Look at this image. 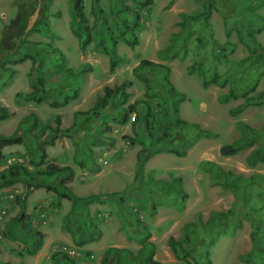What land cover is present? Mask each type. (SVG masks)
<instances>
[{
  "label": "rangeland",
  "instance_id": "374dc122",
  "mask_svg": "<svg viewBox=\"0 0 264 264\" xmlns=\"http://www.w3.org/2000/svg\"><path fill=\"white\" fill-rule=\"evenodd\" d=\"M41 1L45 8L41 7L39 14L40 0H0V41L7 46L5 38L15 32L19 18L26 24L27 32L17 41L20 55L12 60L31 51L30 42H49L51 48L65 54V63L59 69L60 57L54 56L50 47H39L34 65L31 59L4 64L13 72H0V103L9 108L11 115L0 121V134L21 133L36 118L39 126L32 129V134L40 139H25V144L36 148L35 142H39L47 151L44 165L50 162L71 166L74 174L67 185L76 195L84 193L77 184L87 177L86 189L100 194L103 201L74 207L71 201L56 197L45 187L27 191L25 184L18 183L1 189L0 263L102 264L104 251L115 246L118 249L112 252V264H137L129 253L139 259L140 241L148 234L147 240L154 244L153 258L160 264H204L205 251L212 264H247L239 258L252 248L251 227L246 220L238 228L211 230L200 225L207 222L213 210H227L235 200L231 189L213 183L215 175L202 162L215 161L244 177L264 172V161L250 164L246 160L250 148L231 156L219 153L222 144L243 134L239 123L253 128L264 124V105H249L236 115L230 112L243 103L244 93L254 96L264 91V58L251 52L249 37L252 34L264 47V0H152L146 7L138 5L144 0H84L87 24L92 30L91 42L84 49L70 30L69 0ZM126 6L141 13L139 26H135L132 13L123 12ZM205 10L209 11L208 18H188ZM131 33L138 39L133 48L126 42V38L133 39ZM111 36L117 38L115 50L108 46L110 53L106 54L95 49L99 40L101 46L107 45ZM111 56L123 59L113 70L109 65ZM144 59L169 70L140 68ZM82 64L90 67L78 73ZM213 72L220 73L226 83L203 87V75ZM164 77L185 94L179 101V118L198 123L215 135L198 136L192 126L171 123L172 107ZM40 80L50 92V99L61 100L52 93L53 89L70 95L76 91L78 95L58 108L46 101H25L16 96L18 92L31 91L35 83L40 88ZM125 80L132 82L126 88L128 101L115 95L99 119L87 121L85 112L101 98L103 88L115 87ZM230 89L238 97L220 102L218 96ZM138 100L152 108L153 135L161 136L168 126L170 137L153 144L163 150L149 157L142 175L135 178L137 154H145L143 140L149 131L147 107L139 103V121H135L133 112L125 119L124 108ZM56 116L60 118L59 128L71 126V135L57 136L53 145L46 144L54 132L46 128L40 137L39 131L44 125L55 128ZM187 139L193 144L184 156L169 151ZM25 144L6 146L3 151L20 157L34 170ZM95 166L100 167L98 175H94ZM37 178L50 182V178ZM112 192L117 195L106 197ZM253 197L256 198V191ZM21 214L26 217L24 222L14 223L13 219ZM37 232L43 236L42 246L31 253L41 239ZM185 233L190 236L189 243ZM169 236L183 246L204 242L178 263L167 244ZM64 254L74 263L66 260ZM252 261L264 264V248L257 251Z\"/></svg>",
  "mask_w": 264,
  "mask_h": 264
},
{
  "label": "trees",
  "instance_id": "16d2710c",
  "mask_svg": "<svg viewBox=\"0 0 264 264\" xmlns=\"http://www.w3.org/2000/svg\"><path fill=\"white\" fill-rule=\"evenodd\" d=\"M40 2L41 3H39L38 6L39 14L41 7L45 8L43 2L41 0ZM151 3L152 0H144L142 2H139L138 5L141 7H146ZM69 7L70 12L72 14L70 30L72 34L77 38L79 46L84 49L86 45L91 42L92 39V30L91 27H89L87 24V17L84 10V0H69ZM21 11L22 10H20V12ZM123 12L132 13L134 16L135 26H139L138 21L141 18V13L139 12V10L126 6L124 7ZM208 14L209 11L205 10L199 15L188 16V18L196 19L201 16L208 18ZM257 26L258 25L256 24V27ZM25 29L26 24L24 22L22 23L21 20L18 18L16 22L15 32L7 34V38H5L7 46H5L2 41H0V72H13V70H11L10 68L4 67V64L9 61L10 63H15L23 62L26 59H31L34 65L39 55L37 48L52 47L49 42H30L28 46L31 47L30 49L32 53L31 51H27L24 56H22L18 60H12V58H15L20 55L19 45L17 41L21 37V35L27 32ZM130 36L133 39L126 38V42L130 47L133 48L138 39L136 37V34L134 33H131ZM84 37H86V39H84ZM249 37L253 44L251 46V52L263 59L264 47L255 39L254 36H252V34H249ZM109 41L110 42H108L107 45L101 46L102 43L99 40L94 45V47L95 49L102 50L104 53L109 54L110 52L108 46H110L112 50H115V47L117 45V38H113L111 36L109 37ZM35 48L36 51L33 50ZM51 49L54 52V56L60 57V63L58 65H60L59 69H61L63 67V64L65 63L66 56L58 48ZM119 61L122 62L123 59L120 58L116 60L113 58V56H111L109 60L110 69L113 70ZM262 66L264 67V60L262 62ZM87 67L90 66H88V64H82L81 68L78 69V73H83ZM139 67H148L150 69H155L157 67H165L166 70H169V68L163 64L146 59L142 60L139 63ZM142 79L144 81H147L146 78L142 77ZM39 83H41L42 85L40 88L35 83L33 84V88L31 91L27 93L18 92L16 96L20 97L25 101H46L50 106L58 108L68 104L70 100L75 99L78 95V92L76 91L72 95H70L63 94L58 89H53L52 93L57 96H60L61 100L50 99L51 94L48 90H45V84L42 82V80H40ZM225 83L226 79L218 72H213L208 76L203 75L202 85L205 88L210 85L220 86L224 85ZM131 84V80H125L115 87L105 86L103 88L104 93L101 98L94 104L92 108L85 112L87 115L86 120L90 121L96 118L99 119L101 117V111L108 107L111 99L115 95L120 94L123 96L124 101H128L129 93L127 92L126 88ZM164 85L171 102L172 112L170 116V121L172 124L177 126H192L198 136L215 135L212 131L201 128L198 123H190L186 120L179 118V101L185 98V94L183 92L178 91L167 77H164ZM243 95L245 98L243 103L238 104L237 106L231 109L230 112L232 115L238 114L249 105H264V91H260L254 96H248L247 93H244ZM237 97L238 95L236 94V92L233 89H230L226 93L220 94L218 96V99L220 102H227L230 99H236ZM139 103H143L147 107L146 124L148 125L149 131L148 134L144 136L145 139L143 140L144 147L142 151H144L145 154L143 156L140 153L137 154V160L135 163V178H139L142 175L146 160L149 157L163 150V148L160 147H153V144L168 140L170 137V134L168 133L170 127L168 126L164 128L163 134L158 137L154 136L153 133L150 131L153 126L152 108L149 104L144 101L138 100L133 102L132 104H128V106L124 108L126 112L125 119H127V114L133 112L135 113L136 117L135 121H139L137 111ZM10 115L11 113L9 111V108L0 103V121L7 119ZM31 116L34 118V114H31ZM28 118L29 116L23 119V121L25 120L23 124H25ZM35 119L32 123H29V126H26V129L21 133L10 135L0 134V165L7 164V167L0 171V190L21 183L25 184L24 188L27 191H31V189L33 188L45 187L47 190L53 191L56 197L71 201L73 206L79 203L86 204L91 203L93 201H100L102 197L100 194L93 193L86 196H78L71 190V188L67 185V182L72 178L74 174V170L71 166H63L50 162L44 165L45 158L47 157V151L39 144V142H35L36 148H31L25 144V139H31L33 141H35L36 139H40L39 137L32 134V129L39 126ZM56 123L57 126L55 128L49 127L48 125H44L39 131L40 137L44 135L46 128H49L51 132H54V136L51 138V140H48L46 144L48 143L50 145H53L54 140L57 136L71 135V126L63 129L59 128V116H56ZM239 125L243 130V134L231 143L222 144L219 147L220 155L231 156L244 149L250 148V152L246 156V160L248 161V163L254 164L264 161V124L259 128H253L242 123H239ZM187 141L190 142L189 139H187ZM188 142L185 141L183 142V144L181 143L182 145L173 147L171 148V150L169 149V151L173 152L178 156H184L187 152L188 146L193 144L192 142ZM20 144H25V147L29 149L30 157L28 161L31 166L35 167L34 170H31L29 168V166L26 164V161L13 160L9 164L7 163L8 159L14 156L5 154L3 151L4 147ZM88 152L92 154V150H88ZM91 160L92 158L90 155L89 164L93 163V160ZM202 166L213 172V174L215 175V179L213 181L214 184L221 185L222 187L231 189L233 191L235 200L233 205L227 210H213L207 222H200V225H205L211 230L214 228L223 229L229 226H232L233 228H238L242 226L243 220H246L251 227L249 236L251 239L252 248L248 253L240 254L239 258L245 261L247 264H252L253 256L257 254V251H259L260 248H264V172H255L250 174L249 176L244 177L241 174L233 173L224 169L223 167H221L220 164L212 160H204L202 162ZM98 170H100L99 166L93 167V171ZM37 176H41V179L43 177L48 179L50 178V182H48L44 178L42 180H37ZM178 179L176 178L175 180ZM255 191L256 198L254 199L253 193ZM116 195V193L112 192L108 193L107 196H105L113 198ZM25 219V215L21 214L20 216H17V218L13 219V221L16 224H20L23 223ZM190 225L194 226V223H191ZM37 235H39L41 239L35 249L30 251L31 253H36L40 250L42 246L43 236L40 232H37ZM147 237L148 234L142 238V243L138 252L140 254L139 259H137L135 254H133L132 252L129 253V256L133 257L132 259L137 264H160V262H157L153 258L154 244L153 242L148 241ZM184 238L186 242H190V236L188 233H185ZM203 242L204 240H199L194 244H188L187 246H183L181 242H179L174 236H169L167 239V244L171 252L173 253L174 257L179 260L178 263H182V260L184 259L183 257H185L186 255H191ZM116 249L118 248H116L115 246H109L104 251L103 257L101 258V263L112 264L110 262V258L112 252ZM203 255L204 264H212V261L209 257V252L205 251L202 256ZM64 256L66 260L74 263L73 259H71L68 255L64 254Z\"/></svg>",
  "mask_w": 264,
  "mask_h": 264
},
{
  "label": "crops",
  "instance_id": "0c3cea01",
  "mask_svg": "<svg viewBox=\"0 0 264 264\" xmlns=\"http://www.w3.org/2000/svg\"><path fill=\"white\" fill-rule=\"evenodd\" d=\"M99 171V170H98ZM98 171H95L96 173L94 174V175H98L100 172H98ZM88 179H87V177H85V178H83L82 179V181H80L79 182V184H77V187H78V189L79 190H81L82 192H84V193H82L81 195L82 196H86L87 194H89V193H95V194H98V193H96V192H91V191H88L87 189H86V185L88 184ZM80 185V186H79ZM14 186V185H13ZM99 201V200H98ZM100 201H103V199L101 198V200ZM83 205H85V203H83ZM75 207V206H74ZM92 234H90L89 236H91ZM87 237V236H86ZM88 239V238H87ZM140 242H142V239H141V241Z\"/></svg>",
  "mask_w": 264,
  "mask_h": 264
},
{
  "label": "built area",
  "instance_id": "2783aa9c",
  "mask_svg": "<svg viewBox=\"0 0 264 264\" xmlns=\"http://www.w3.org/2000/svg\"><path fill=\"white\" fill-rule=\"evenodd\" d=\"M13 160H18V161H22V159L21 158H19V157H17V158H15V157H11V158H9L8 159V164L11 162V161H13ZM7 167V164H4L3 166H2V168H6ZM71 253H75V251H73V250H71Z\"/></svg>",
  "mask_w": 264,
  "mask_h": 264
}]
</instances>
